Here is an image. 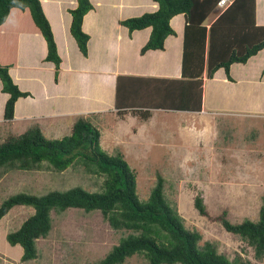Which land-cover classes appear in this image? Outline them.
Returning a JSON list of instances; mask_svg holds the SVG:
<instances>
[{
  "label": "trees",
  "instance_id": "obj_1",
  "mask_svg": "<svg viewBox=\"0 0 264 264\" xmlns=\"http://www.w3.org/2000/svg\"><path fill=\"white\" fill-rule=\"evenodd\" d=\"M154 1L158 4L155 11L119 20V24L126 27L129 34L147 27L151 29L148 40L140 48V54H144L164 48L166 37L176 34L170 19L182 14L181 74L179 78L119 76L115 90L119 116L130 112L147 120L155 109L200 112L205 79H212L217 70L223 69L226 79L233 81L231 65L245 64L264 49V25L255 22V0H232L210 22L207 19L219 0ZM76 2V6L69 9V31L81 54L87 56L89 35L83 31L82 21L93 5L90 0ZM13 7L29 10L46 42L44 60L54 64V80L57 81L61 58L40 0H0V25ZM0 81L2 92L8 95L3 118L10 121L16 100L30 94L18 88L9 74V66L2 63ZM44 167L58 172L80 167L85 173L101 178V191L72 187L43 195L16 193L4 199L0 203V219L15 205L31 206L34 210L16 230L6 234L9 244L22 247L21 261L36 258L35 242L49 233L52 211L78 208L85 212L96 210L112 229L128 231L92 264H123L133 255H142L147 264H245L241 260H229L210 242L199 245L200 234L186 229L177 212L166 204L164 179L160 174L148 198L140 201L133 170L124 159L101 148L100 131L88 116H78L70 134L61 138H46L37 125H32L0 142V177L9 170ZM194 206L200 215L219 222L227 232L245 240L256 258L264 257V200L256 221L232 222L226 210L211 215L200 195L195 196Z\"/></svg>",
  "mask_w": 264,
  "mask_h": 264
},
{
  "label": "rangeland",
  "instance_id": "obj_2",
  "mask_svg": "<svg viewBox=\"0 0 264 264\" xmlns=\"http://www.w3.org/2000/svg\"><path fill=\"white\" fill-rule=\"evenodd\" d=\"M233 71V84L214 83L215 101L213 97L207 104L204 98V112L155 109L147 120L136 117L121 122L127 130H120L117 143L118 123L113 120H118L113 114H102L101 125L93 115L87 116L103 133L109 126L108 137L115 143L106 153L124 159L133 170L140 201L148 198L160 174L166 204L177 212L186 229L200 234V246L210 242L229 260L264 264V257L256 258L245 240L200 215L194 206L195 196L200 195L211 215L226 210L232 222L256 221L264 200V82L258 83L259 74L254 73L244 84L248 69L236 66ZM219 73L225 76L222 69ZM100 183L101 178L80 167L62 172L46 167L9 170L0 177V203L16 193L43 195L72 187L99 192ZM33 211L31 206L15 205L0 219V262L92 264L128 233L112 229L96 210L52 211L49 233L35 242L36 258L20 262L22 247L9 244L6 234L16 230ZM123 264L147 261L142 255H133Z\"/></svg>",
  "mask_w": 264,
  "mask_h": 264
},
{
  "label": "crops",
  "instance_id": "obj_3",
  "mask_svg": "<svg viewBox=\"0 0 264 264\" xmlns=\"http://www.w3.org/2000/svg\"><path fill=\"white\" fill-rule=\"evenodd\" d=\"M90 1L93 9L84 15L82 21V29L89 35L87 56H83L69 31L71 20L69 9L76 6V0H40L53 32L57 53L61 58L57 81L54 80V64L44 60L47 52L46 42L35 26L29 10H20L16 7L9 10L7 18L0 25V63L9 66L13 82L21 91L30 95L16 100L13 118L5 121L3 112L8 95L2 92L0 81V142L7 137V133L15 132L14 135H18L32 125H37L43 135L51 137L49 139L61 138L70 134L78 116L93 114L92 118L101 125L104 120L102 114L111 113L118 120H113L118 123L115 140L117 143L121 140L119 139L121 131L127 130V126L120 123L137 117L130 112H124L122 116L117 114L115 108L117 78L180 77L184 29L182 14L170 19V25L176 34L166 37L163 49L148 50L140 54V48L148 40L151 29L147 27L129 34L127 28L119 24V20L144 12H153L158 8L157 2ZM219 11L216 8L207 21L213 20ZM255 22L257 25H264V0H255ZM236 66L248 69L242 79L244 84L248 83V77L254 73L259 74L258 83L262 79L264 82V49L250 57L245 64L231 65L230 75L233 81L220 75L221 69L215 72L212 79H205L201 111L204 112V98L207 104L212 102L214 83L233 84V69ZM99 131L101 148L105 152L114 149V139L108 137L109 126L105 127V133ZM109 139L111 144L108 143ZM0 264L12 263L8 259H2Z\"/></svg>",
  "mask_w": 264,
  "mask_h": 264
},
{
  "label": "built area",
  "instance_id": "obj_4",
  "mask_svg": "<svg viewBox=\"0 0 264 264\" xmlns=\"http://www.w3.org/2000/svg\"><path fill=\"white\" fill-rule=\"evenodd\" d=\"M232 0H219L218 4H217V8L219 10H222L224 9L226 6L229 5V3L231 2Z\"/></svg>",
  "mask_w": 264,
  "mask_h": 264
}]
</instances>
